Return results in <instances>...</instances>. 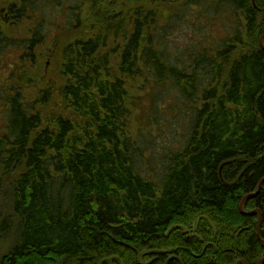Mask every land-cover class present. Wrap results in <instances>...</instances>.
Returning a JSON list of instances; mask_svg holds the SVG:
<instances>
[{
	"label": "trees",
	"instance_id": "obj_1",
	"mask_svg": "<svg viewBox=\"0 0 264 264\" xmlns=\"http://www.w3.org/2000/svg\"><path fill=\"white\" fill-rule=\"evenodd\" d=\"M132 1L115 15L99 0L11 7L19 20L47 6L50 15L28 37L0 30L1 70L10 69L0 73V264L264 258V182L240 208L264 179V0ZM183 29L188 42L174 44ZM50 41L61 47L56 114L53 88L31 100L22 90L23 63ZM138 79L152 105L166 101L167 116L186 121L181 144L148 154L140 139L157 122L130 128L127 83Z\"/></svg>",
	"mask_w": 264,
	"mask_h": 264
},
{
	"label": "rangeland",
	"instance_id": "obj_2",
	"mask_svg": "<svg viewBox=\"0 0 264 264\" xmlns=\"http://www.w3.org/2000/svg\"><path fill=\"white\" fill-rule=\"evenodd\" d=\"M74 1H81V0H74ZM104 8L109 9L110 11L114 12L113 14H126L127 11L132 9V6L134 5V2L132 0H99ZM67 5H70V0H67ZM171 2H163L164 9L169 10L170 7H172L170 4ZM19 6L18 0H0V28L3 31V36H10L11 38H24L28 37L29 32L31 33V30L37 26V22L41 15H50V8L49 6L45 7V10L43 11H36L29 10V15L19 20L15 13L11 12V7L14 5ZM97 3H89L84 4L81 9L84 10L85 14L92 13L93 15L97 10ZM162 4V2H158V5ZM61 7V6H60ZM59 7V9H60ZM66 8V6L64 7ZM63 14L65 13L62 11ZM165 12L160 13V16H165ZM34 16V18L32 17ZM87 19V17H86ZM88 23L91 22V20H88ZM49 24V23H48ZM88 26H92V24H88ZM185 28V25H183ZM89 29V28H88ZM178 31V28H177ZM187 34L185 32V29L180 30L177 32V35L174 36L173 43L174 44H180L183 46V44H186L189 39L186 38ZM261 44H264L263 38L264 34L261 35ZM47 46H43V52L42 57L34 61L33 65H28L23 63L24 70H27L28 76H30V81L28 83L23 84L22 90L26 94L27 98L31 100V98H34L36 96L41 95L43 90H46L47 87H50L51 89H54L55 95L53 97V107L51 110H54V114L63 111L62 107V100L59 96V92L57 89V86H61L62 83L60 80V74H59V65L61 57L58 55L61 52V47H56L53 43V41H50L46 44ZM30 62V61H29ZM2 62H0V70L2 69ZM29 68V70L27 68ZM10 69H3L0 71L2 73V79H6L9 74ZM15 77V76H14ZM10 86H12L16 80L15 78H10L8 81ZM128 86V104L130 108H133V111L131 113V123L130 128L132 127V130L135 131V133L144 130L150 129V126L153 124V122H157L158 126L157 129H153V132H155V136H150L148 133H144L143 137L140 139L141 141H144V146L149 148L147 149L148 154L150 151L152 152H163L164 148L166 147H176L177 145L181 144L183 139L182 133L184 132V128L186 127V121L180 120L179 118H175L170 114L167 116L168 108L164 107V104H166V101H162L161 106L155 107V105H152V93L151 89H147L146 92H143V80H129L127 83ZM150 87V86H149ZM165 96L163 99H169L170 95L165 92ZM161 99V100H163ZM160 100V101H161ZM173 99L171 98V101ZM60 102V103H59ZM162 109V110H161ZM152 130V129H150ZM242 213H247L245 211V208L241 210ZM193 233V232H192ZM10 239L13 241L15 240V235L11 234ZM168 237V235H166ZM6 249H4L3 253ZM2 253V252H1ZM151 258V255L148 257Z\"/></svg>",
	"mask_w": 264,
	"mask_h": 264
},
{
	"label": "water",
	"instance_id": "obj_3",
	"mask_svg": "<svg viewBox=\"0 0 264 264\" xmlns=\"http://www.w3.org/2000/svg\"><path fill=\"white\" fill-rule=\"evenodd\" d=\"M264 182V179H262V181L259 183V186H258V188H257V190H256V192H254V193H249V194H247V195H245V197L241 200V205H240V208H241V210H243V208H244V205H245V200L248 198V197H254V196H256V194L259 192V190H260V188H261V186H262V183ZM259 212L261 213V211L259 210ZM249 213V212H248ZM253 213V212H252ZM252 213H250V214H252ZM262 217H263V214L261 213V216H260V218H259V220H258V230L260 229V227H261V224H259V223H261V220H262ZM258 235L260 236V238H261V240L264 242V239L262 238V235L258 232Z\"/></svg>",
	"mask_w": 264,
	"mask_h": 264
},
{
	"label": "bare ground",
	"instance_id": "obj_4",
	"mask_svg": "<svg viewBox=\"0 0 264 264\" xmlns=\"http://www.w3.org/2000/svg\"><path fill=\"white\" fill-rule=\"evenodd\" d=\"M253 213L255 212V211H252ZM251 212V213H252ZM260 213V212H259ZM260 216H261V214H260ZM260 218V217H259ZM263 218V217H262ZM262 221V220H261ZM259 224H261V223H259ZM262 225V224H261ZM261 228V227H260ZM258 232L260 233V229L258 230ZM264 261V258L262 259V260H260V262H259V264H261L262 262ZM245 261H243V260H239L238 262H237V264H242V263H244ZM249 264V263H248Z\"/></svg>",
	"mask_w": 264,
	"mask_h": 264
},
{
	"label": "flooded vegetation",
	"instance_id": "obj_5",
	"mask_svg": "<svg viewBox=\"0 0 264 264\" xmlns=\"http://www.w3.org/2000/svg\"><path fill=\"white\" fill-rule=\"evenodd\" d=\"M0 30H1V28H0Z\"/></svg>",
	"mask_w": 264,
	"mask_h": 264
}]
</instances>
